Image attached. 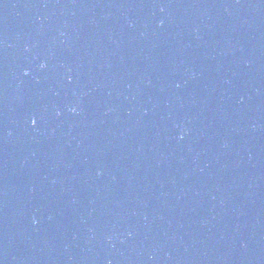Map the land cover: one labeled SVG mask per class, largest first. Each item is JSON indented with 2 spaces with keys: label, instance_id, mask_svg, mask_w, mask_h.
Returning <instances> with one entry per match:
<instances>
[{
  "label": "water",
  "instance_id": "95a60500",
  "mask_svg": "<svg viewBox=\"0 0 264 264\" xmlns=\"http://www.w3.org/2000/svg\"><path fill=\"white\" fill-rule=\"evenodd\" d=\"M0 264H264V0H0Z\"/></svg>",
  "mask_w": 264,
  "mask_h": 264
},
{
  "label": "clouds",
  "instance_id": "9594fccd",
  "mask_svg": "<svg viewBox=\"0 0 264 264\" xmlns=\"http://www.w3.org/2000/svg\"><path fill=\"white\" fill-rule=\"evenodd\" d=\"M41 67H43V65H41Z\"/></svg>",
  "mask_w": 264,
  "mask_h": 264
},
{
  "label": "snow or ice",
  "instance_id": "6c2138e0",
  "mask_svg": "<svg viewBox=\"0 0 264 264\" xmlns=\"http://www.w3.org/2000/svg\"><path fill=\"white\" fill-rule=\"evenodd\" d=\"M33 123H35V121H33Z\"/></svg>",
  "mask_w": 264,
  "mask_h": 264
}]
</instances>
